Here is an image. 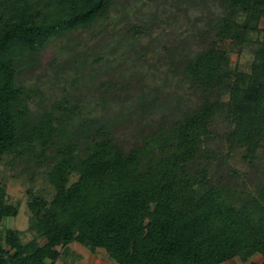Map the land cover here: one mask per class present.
<instances>
[{
    "label": "trees",
    "instance_id": "1",
    "mask_svg": "<svg viewBox=\"0 0 264 264\" xmlns=\"http://www.w3.org/2000/svg\"><path fill=\"white\" fill-rule=\"evenodd\" d=\"M112 1L0 0V154L52 159L48 177L56 190L51 201L35 195L29 202L46 242L24 243L19 230L7 228L0 264H56L61 248L74 242L105 250L117 264H223L255 254L264 264V183L214 180L196 163L222 113L232 125L229 142L244 148L252 165L264 147V0H223L216 40L186 66L204 104L129 151L96 118L63 130L61 111L71 118L76 108L67 98L36 113L35 89L19 80L23 61L51 38L108 18ZM252 32L263 37L255 39L251 71L230 68V52L218 42L243 47ZM5 198L0 181V224L19 214Z\"/></svg>",
    "mask_w": 264,
    "mask_h": 264
},
{
    "label": "rangeland",
    "instance_id": "2",
    "mask_svg": "<svg viewBox=\"0 0 264 264\" xmlns=\"http://www.w3.org/2000/svg\"><path fill=\"white\" fill-rule=\"evenodd\" d=\"M226 9L223 0H113L108 18L89 29L51 38L23 61L19 80L35 89L32 108L36 113L67 98L76 108L71 118L61 111L63 130L96 118L110 125L116 141L129 151L204 104L206 97L186 75V66L216 40L217 24ZM239 20L244 22L245 15ZM260 27L264 28V17ZM259 36L263 33L252 32L243 47L218 42L230 52V68L251 71ZM220 95L223 103L228 101L226 90ZM210 130L196 163L206 166L214 180L224 178L251 187L258 180L264 183V147L254 166L244 158V148L229 142L232 125L225 113L215 116ZM52 164V159L38 161L30 153L24 157L0 154L5 199L19 208L17 216L3 220L0 233L12 228L20 231L24 243L34 238L46 242L29 202L35 195L49 201L54 198L56 190L48 177ZM77 178L74 174L71 180ZM61 249L56 264H117L105 250L93 253L78 242ZM262 261L263 256L255 254L247 262L235 258L223 264Z\"/></svg>",
    "mask_w": 264,
    "mask_h": 264
}]
</instances>
